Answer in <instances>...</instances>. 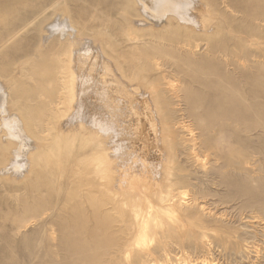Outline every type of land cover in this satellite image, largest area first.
<instances>
[{
  "label": "rangeland",
  "instance_id": "374dc122",
  "mask_svg": "<svg viewBox=\"0 0 264 264\" xmlns=\"http://www.w3.org/2000/svg\"><path fill=\"white\" fill-rule=\"evenodd\" d=\"M62 1L59 7L67 9L64 13L48 8L53 0H0V7H19L20 16L26 17L24 22L7 30L0 25V44L6 41L0 47V93L4 96L0 101L3 158L0 264L46 263L47 232L42 224L50 213L47 208L66 197L80 196L79 185L95 190L98 175L94 151L99 140L108 141L109 133L115 134L110 144L117 145L115 148L108 144L106 149L108 158L114 154L111 159L116 164L115 176L127 182L132 178V167L140 168L142 164L148 168V164L160 160L159 171L166 178L170 137L187 141L191 133L196 134L187 115L183 87L189 86L194 92L202 90L170 64L182 62L190 70L192 63H200L203 72L208 70L211 74L197 73L199 81L214 79L224 72L237 76L240 72L264 75V0ZM40 7H47L45 18L34 12ZM162 11L172 14L170 22L166 19L158 24L148 20L155 18L153 13ZM181 12L191 16V20H183ZM84 18L91 29L79 33L77 28H83ZM31 20L34 23L27 24ZM127 21L131 30L121 32ZM54 23L56 27L49 28ZM176 32L189 35L193 54L180 55L173 45L166 44V38ZM59 36L70 37L72 59L56 91L50 84L53 74L45 71L40 62L51 59L47 51ZM39 40L44 44L41 51L46 54L32 55ZM153 42L162 46L163 51L151 63L136 59L141 64L130 70L129 75L121 71L127 63L117 54L128 51L125 59H129L134 53L129 46L147 48ZM16 46L20 50L10 51V47ZM211 48L218 52H212ZM24 50L29 53L21 57ZM225 51L231 55H222ZM224 58L229 62L224 63ZM187 59L193 61L192 65L186 63ZM187 92L192 93L189 89ZM201 92L212 96L216 91ZM57 95L58 105L51 111L50 101ZM99 121L111 127L107 133L97 128ZM258 134L261 132L248 133L228 124L217 126L210 134V142L218 154L214 162L213 156L210 162L204 156L196 159L195 153L178 144V165L185 167L184 172L190 173V178H197L187 179L188 185L182 186L185 193L182 202L192 205V209L198 207L200 212L195 216L200 214L203 225H197L196 217L178 218L175 233L181 236L192 227L202 229L206 236L198 240L196 247L187 242L170 246V256L174 259L178 256L172 264L187 261L199 264L202 257L211 264H264L263 155L250 152L240 165L234 163L243 145H260ZM142 142L148 152L138 161L136 157L145 151L134 157L130 153L132 147ZM210 163L225 164L221 176L211 169ZM136 173L134 179L140 180L138 174L142 173L138 170ZM196 184L200 189L195 194ZM92 195L95 202L97 194ZM192 196L195 202L190 200ZM25 207L37 210L28 212ZM88 224L93 225L92 221ZM223 229L230 237L225 243H218L217 236ZM93 242L90 239V245ZM153 244L152 241L143 249L139 245L138 249L145 253ZM37 249L39 258L35 257Z\"/></svg>",
  "mask_w": 264,
  "mask_h": 264
},
{
  "label": "bare ground",
  "instance_id": "6f19581e",
  "mask_svg": "<svg viewBox=\"0 0 264 264\" xmlns=\"http://www.w3.org/2000/svg\"><path fill=\"white\" fill-rule=\"evenodd\" d=\"M62 4V0H53L48 8L53 11L58 9V12L64 13L63 11H66L67 9L63 6L59 7ZM46 8L47 7H40L34 12L37 11V15L42 14L41 18H45L47 16V14H44ZM172 8L173 7L170 9ZM153 14L156 19H153V17L149 18L150 15L148 17L149 19H147L149 21L153 20L158 24L166 19H169L168 22H170V18L173 17L172 14L165 11H162L159 14ZM180 17L185 21L191 18V16L184 14L183 12H181ZM25 19L26 17H21L19 14V7H0V25H2L4 30L11 28L17 23L24 22ZM69 21L71 20L69 19ZM84 21L85 24L83 23V28H77L79 33H87L86 31L91 29L87 27V19L85 20L84 18ZM32 22L33 20L29 21L27 24ZM149 24L154 25L152 22ZM175 26L179 28L180 24L176 23ZM50 27L54 29L56 23L51 24L49 28ZM131 28L130 21H127L122 26L121 32L128 33ZM43 30L44 29H41V31ZM15 32L17 31H14V33ZM16 34L17 33H15V35ZM12 37L13 36H11V38ZM189 38L188 34L184 35L176 32L171 38L168 39L167 37L165 42H167L166 44L168 45H173L176 51L180 52V55L184 54L187 56L194 52L192 49L193 44ZM40 41L41 40H39L38 46L33 49L31 53L32 55L46 54V51H41L44 44H42V41L40 43ZM56 41H54V44H52V42L51 45L49 44L51 47L49 51H47L49 52L47 55H50L51 59L42 60L40 64L44 66L45 71L49 74H53V79H50V84L56 88V91H59L60 88L58 87L61 85V79L64 74L68 72L69 64L72 59V50L70 47L72 43L69 36L63 39L59 36ZM5 42L6 41L4 40L0 44V47L5 44ZM18 48H20V46L10 47V51L17 52L20 50ZM128 48L134 52L132 54L134 58L130 54V58L125 59L129 56L128 51L122 55L117 54L118 57L123 58L121 60L124 63H127L121 70L127 75H129V71H132L135 66L141 64L139 61L136 62V59L151 63L152 59H154L153 57L163 51V47L157 43H154V45H150L147 48L141 47L140 45H131ZM213 49L214 48H211L212 52H218V49ZM28 53L26 50L25 53H22V56H20H27ZM4 55H6L5 60L7 61V53L4 52ZM222 55L230 56L231 54H227L225 51ZM180 61H182L181 58ZM187 61L188 62L186 63H189L190 65L193 64V67L190 70L186 69L184 67L185 64L182 62L170 65L176 72L189 76L192 83L196 82L199 85V89L200 87L202 90L214 89L216 92L212 96H206L204 92H201L202 90L200 91L201 93L199 91L194 92V90L190 89L189 86H186L184 83L186 87H183V97L185 103L188 105L187 115L194 125L196 134L191 133L190 138L187 141L180 139L176 141L173 137H170L168 157L166 160L169 167L166 178H162L161 175L163 172L160 174V160L148 164V168H145V165L142 164H140V168L139 166L137 168L132 167V178L127 182L119 178V175L115 176L114 169L116 164H114L113 159H111L114 154L108 158L106 149L108 144L114 145L115 148L117 145L110 144L112 143L110 141L114 140L115 134L108 132V141L105 142L99 140L94 151L96 173L98 175L95 190L79 185L77 191L80 196L77 198L71 196L66 197L60 202L50 205L47 208L50 213L47 221L42 224L43 231L47 232V245L44 249V252L46 251L45 253L47 254V261L43 264H172V262L174 263V260L176 262V257L178 256H176L175 259L173 258L174 256H170V246L187 242L196 247L197 244H199L197 243L198 240L201 238L203 239L204 236H206L202 229L198 231L192 227L186 229L181 236H178L175 233L178 227L176 223H179V221L177 222L178 218L192 220L196 217L197 225L200 227L203 225V222L198 217L200 214L195 216L197 212H200L198 211V207L196 206L194 207L195 209H192V205L190 208L189 203L182 202V199H185L181 197L185 194L182 186L185 187L188 185L187 179L189 180L191 174L184 172L185 167L178 165L180 151L177 147L178 144L187 148L189 153H195L196 159L199 156H204L205 159H208L210 162L209 158L210 156H213L214 162L218 159V154L210 142V134L217 126L228 124L233 128L236 127L240 129V131L248 133L256 131L261 132V134H258L260 145H243L242 148L237 151V158L234 160V163L240 165L243 162V158L250 152L263 155V158H261L264 162V75L258 77V75L255 74L240 72L239 76H237L238 74L233 75L224 72L217 74V77L214 79L199 81L196 77L197 73H202L204 75L206 73L211 74V72L207 70L206 73H204L200 63L197 62V65L196 63L191 64L193 61L190 59H187ZM223 62H229L228 58H224ZM59 74L62 76H59ZM188 89L189 91H192V93L187 92ZM58 97V95L55 96L50 101L51 103L49 102L51 104V111L56 109L58 105ZM2 98H4V96L0 93V101ZM55 98L57 99L55 100ZM96 126L97 128L106 131V133L111 128L107 127L104 123L101 124L100 121L97 122ZM169 129L170 128L167 130L168 132ZM1 131L2 127L0 125V181L3 163ZM132 148L133 149L130 153L132 157L145 151V153L136 157L138 161L143 160V156L148 152L144 142ZM195 149L196 151L193 152ZM117 154L120 155L121 152L118 151ZM83 155L84 154L79 155V157L82 158ZM74 160H77V158ZM223 165L225 164H220L218 166H213V164H211V169L221 176ZM263 165H261V167ZM137 170L142 173L138 174L140 180L146 179L145 181L140 182V180L134 179V175H137ZM191 178L197 179L194 176H191ZM159 179L163 181L159 182ZM242 183L244 184V182ZM195 186L196 188L193 189V193L198 192V189H200L197 184ZM81 193L83 195H81ZM93 193L97 194L95 202L93 201ZM195 197L192 196L190 200L195 202ZM197 204L199 205V203ZM25 210L29 212L37 209L25 207ZM170 214H173L174 216H170ZM201 214L204 215L203 213ZM91 221L93 225L90 226L88 223ZM229 237L230 235L223 229L218 234L216 241L218 243H225L228 241ZM90 239H93V245H90ZM152 241L154 242L153 248L148 249L145 253H141L143 251L139 250L138 246L141 245L139 247L142 248L148 243H152ZM146 248L148 247L146 246ZM38 251V249L35 251V257L37 258L40 256ZM210 262L211 261L202 257V261H199V264H211ZM37 264L42 263L37 262ZM183 264L190 263L187 261Z\"/></svg>",
  "mask_w": 264,
  "mask_h": 264
}]
</instances>
